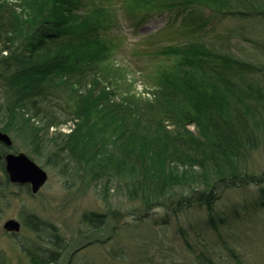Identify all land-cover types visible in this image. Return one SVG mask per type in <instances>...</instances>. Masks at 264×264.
<instances>
[{
	"label": "trees",
	"instance_id": "trees-1",
	"mask_svg": "<svg viewBox=\"0 0 264 264\" xmlns=\"http://www.w3.org/2000/svg\"><path fill=\"white\" fill-rule=\"evenodd\" d=\"M110 1L0 0L2 130L27 133L36 154L53 151L51 160L63 173L89 174L106 193L114 189L142 201L140 217L157 225L182 210L212 211L228 189L264 184V174L246 168L264 149V64L202 43L167 46L159 52L167 62L153 74L154 100L131 95L113 103L107 83L118 84L125 73L113 63L117 45L109 32L120 16ZM194 6L264 18V0L123 4L136 28L154 15L181 17ZM254 46L264 54V44ZM70 122L76 127L70 133L59 129ZM166 195L176 207L159 221L153 212L168 205L158 201ZM108 219L94 211L82 215L93 230ZM32 221L28 225L38 231L42 223L35 215ZM209 223L216 227L214 218ZM54 245L59 249L24 251L32 264H55L66 246L60 240Z\"/></svg>",
	"mask_w": 264,
	"mask_h": 264
},
{
	"label": "rangeland",
	"instance_id": "rangeland-1",
	"mask_svg": "<svg viewBox=\"0 0 264 264\" xmlns=\"http://www.w3.org/2000/svg\"><path fill=\"white\" fill-rule=\"evenodd\" d=\"M110 2L120 16L118 26L109 32L117 45L113 63L125 73L118 84L107 83L116 94L113 103L131 95L154 100L153 74L158 63L167 62L159 54L167 46L202 43L264 64L262 50L254 46L264 44V18L221 16L194 6L181 17L154 15L136 28L130 26L134 24L123 8L125 0ZM0 130L4 132L1 125ZM6 134L12 140L8 152L28 155L47 172L48 181L37 194L25 187L3 190L9 197L0 212V264H32L23 249L58 250L54 245L58 240L66 247L55 264H264V195L260 192L264 184L228 189L212 211L182 210L168 224L157 225L140 217L145 209L142 201L114 189L106 193L104 183L92 181L89 174L81 179L78 173H63L62 166L51 160L53 151L33 152L27 133ZM246 168L249 174H264L263 148L252 154ZM3 182L0 166V186H5ZM173 199L166 195L158 200L168 205L157 206L153 216L159 221L167 218L176 207ZM92 211L109 214L102 229L93 230L82 222V215ZM34 215L42 223L38 231L28 225ZM211 217L216 227L209 223ZM9 219L22 224L17 238L3 229Z\"/></svg>",
	"mask_w": 264,
	"mask_h": 264
},
{
	"label": "water",
	"instance_id": "water-1",
	"mask_svg": "<svg viewBox=\"0 0 264 264\" xmlns=\"http://www.w3.org/2000/svg\"><path fill=\"white\" fill-rule=\"evenodd\" d=\"M0 142L7 146H12L10 136L0 130ZM2 154H0V159ZM5 169L9 175V179L14 184L29 185L31 191L37 194L48 181L47 172L38 166L28 155L25 153H7L4 156ZM5 227L8 230H20V224L15 220H10L6 223Z\"/></svg>",
	"mask_w": 264,
	"mask_h": 264
},
{
	"label": "flooded vegetation",
	"instance_id": "flooded-vegetation-1",
	"mask_svg": "<svg viewBox=\"0 0 264 264\" xmlns=\"http://www.w3.org/2000/svg\"><path fill=\"white\" fill-rule=\"evenodd\" d=\"M3 146L5 148H2ZM9 148H10L9 146H7L6 144L0 142V154H2V158L0 159V166L2 167V171H3V175H4V182L2 184L5 185V186H0V212L3 211L2 208L4 207V205L8 204L7 202H8L9 195L5 191H3L4 189H7V187H11L12 186V187H18V188L25 187V188H27V190L31 191V186H29V185L14 184V183H12L10 181L9 175H8L6 169H5V160H4V156L7 153H9L8 152ZM31 193H32V191H31ZM32 194H34V193H32ZM10 220H15V221H17L20 224V230L18 232L15 231V230H8L5 227L6 223L8 221H10ZM35 224L37 225V222H35ZM21 228H22L21 222H19L16 219H9L3 225V229L6 232V235L14 237V238H17V236L20 234ZM23 251H24V249H23Z\"/></svg>",
	"mask_w": 264,
	"mask_h": 264
},
{
	"label": "built area",
	"instance_id": "built-area-1",
	"mask_svg": "<svg viewBox=\"0 0 264 264\" xmlns=\"http://www.w3.org/2000/svg\"><path fill=\"white\" fill-rule=\"evenodd\" d=\"M70 124H72V123H70ZM70 124H68L67 126H64V127H62V131L63 132H65V133H70L71 131H72V129H73V125L72 126H70ZM74 124V123H73ZM54 130H56V129H54Z\"/></svg>",
	"mask_w": 264,
	"mask_h": 264
}]
</instances>
